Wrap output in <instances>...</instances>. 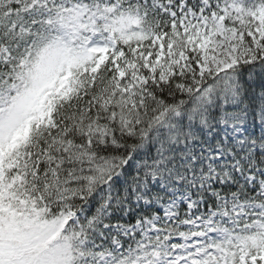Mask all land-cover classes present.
<instances>
[{
  "label": "snow or ice",
  "instance_id": "1",
  "mask_svg": "<svg viewBox=\"0 0 264 264\" xmlns=\"http://www.w3.org/2000/svg\"><path fill=\"white\" fill-rule=\"evenodd\" d=\"M0 264H264V0H0Z\"/></svg>",
  "mask_w": 264,
  "mask_h": 264
}]
</instances>
